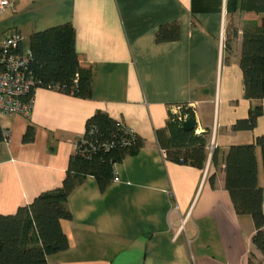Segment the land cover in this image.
Instances as JSON below:
<instances>
[{"label":"crops","instance_id":"crops-1","mask_svg":"<svg viewBox=\"0 0 264 264\" xmlns=\"http://www.w3.org/2000/svg\"><path fill=\"white\" fill-rule=\"evenodd\" d=\"M12 1L0 14V41L19 34L24 50L32 32L71 23L79 62L93 77L88 99L39 87L28 116H0L9 134L0 144V213L61 185L95 111L144 140L115 165L117 178L104 192L87 175L69 194L71 219L60 222L69 246L48 264H247L249 253L264 264L250 242L253 222L235 213L223 172L230 146L264 134V99L244 97L239 66L243 28L260 24L261 15L229 12L227 0L194 13L192 0ZM174 21L179 39L157 43L158 28ZM179 104L194 106L195 132L208 131L207 145H214L216 159L203 169L167 160L158 145L155 130ZM257 105L262 113L253 130L231 129ZM29 124L34 139L24 143ZM256 156L264 186L259 148Z\"/></svg>","mask_w":264,"mask_h":264},{"label":"trees","instance_id":"trees-1","mask_svg":"<svg viewBox=\"0 0 264 264\" xmlns=\"http://www.w3.org/2000/svg\"><path fill=\"white\" fill-rule=\"evenodd\" d=\"M219 0H192L191 12L219 9ZM261 15L260 24L243 28L239 66L243 76L244 97L249 101L264 99V0H227L229 12L238 9ZM194 23V21H193ZM177 21L161 25L156 31L157 43L179 39ZM226 46V45H225ZM31 52L30 68L42 87L56 88L82 99L91 97L93 70L80 64L75 49V32L71 23L32 32L28 37ZM182 105L180 115L170 113L165 125L155 130L159 147L167 160L203 169L208 160V131L196 133L182 128V123L194 117V109ZM262 113L261 105L249 109L245 119L237 120L231 129L253 130ZM33 125H28L24 143L32 142ZM8 131L0 125V144L8 139ZM144 140L126 125L101 110L85 121L84 131L69 156L61 185L40 193L12 214L0 213V264H48V256L69 246L61 228L62 220H70L66 202L69 194L87 175L93 176L104 192L116 178L115 165L135 155ZM260 149L264 178V134L252 143L232 145L224 156V186L231 198L235 213L251 218L254 232L251 245L264 256V215L262 198L264 186L258 183L256 150ZM215 150L210 159L215 161ZM214 176H211V180ZM249 253L247 264H254Z\"/></svg>","mask_w":264,"mask_h":264},{"label":"built area","instance_id":"built-area-1","mask_svg":"<svg viewBox=\"0 0 264 264\" xmlns=\"http://www.w3.org/2000/svg\"><path fill=\"white\" fill-rule=\"evenodd\" d=\"M12 6V0H0V14ZM21 41L19 34L7 36L0 41V116H28L34 92L42 87L30 68L31 52L29 48H20ZM186 106L194 109L193 105ZM181 108L182 105L176 106L177 115H180ZM213 150L214 145L211 143L207 146L208 158ZM162 153L165 156L164 151ZM261 207L264 215V193Z\"/></svg>","mask_w":264,"mask_h":264},{"label":"water","instance_id":"water-1","mask_svg":"<svg viewBox=\"0 0 264 264\" xmlns=\"http://www.w3.org/2000/svg\"><path fill=\"white\" fill-rule=\"evenodd\" d=\"M194 127H195V119L193 117L186 119L182 123V128L185 131H190V130L194 129Z\"/></svg>","mask_w":264,"mask_h":264},{"label":"rangeland","instance_id":"rangeland-1","mask_svg":"<svg viewBox=\"0 0 264 264\" xmlns=\"http://www.w3.org/2000/svg\"><path fill=\"white\" fill-rule=\"evenodd\" d=\"M25 42V40H23Z\"/></svg>","mask_w":264,"mask_h":264}]
</instances>
